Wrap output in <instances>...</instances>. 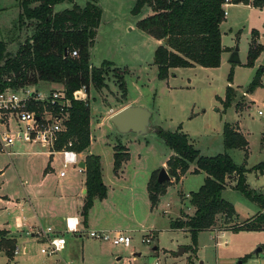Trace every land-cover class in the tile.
<instances>
[{"label":"rangeland","instance_id":"374dc122","mask_svg":"<svg viewBox=\"0 0 264 264\" xmlns=\"http://www.w3.org/2000/svg\"><path fill=\"white\" fill-rule=\"evenodd\" d=\"M99 1L103 3L108 14L113 9H119L125 13L127 11L131 22L145 18L151 11L148 7H143L138 15H133L132 1ZM86 2L88 0H74V4L80 7H83ZM15 3L16 0H0V41H3L7 49L11 51H16L15 44L24 40V37L31 32L28 26L29 21H26L22 27L18 26L19 13ZM64 4L72 5L67 2ZM224 8L226 15L219 24L221 43L237 49V59L240 62L231 64L227 61L225 54H222L217 68L199 66L176 68L164 81L158 80L157 67L152 63L158 43L151 36L144 35L136 28V24L130 32L129 30L115 32L116 34L112 36L103 34L101 41L97 42L99 52L94 53L91 63L96 66L98 59H104L125 71L123 81L126 85V100L121 99L117 73L113 72L112 68L106 69L107 73L103 79L104 88L95 90L90 87L82 95L86 102L89 101L91 149L106 155L103 150L107 153L110 150L107 148L111 146L113 151L117 143L126 145V139L143 140L140 149L136 143H127V147L133 156L141 155L142 165L152 166V164L163 162L171 152L155 131L158 127H154L153 123L160 125L164 131H172L181 125L182 132L190 134V142L202 155L223 153V125L237 124L240 132L244 134L246 149L249 151L248 157H245L243 149H232L227 153L235 165L246 167L245 181L249 188L260 189L264 193V171L260 173L255 170L258 162L264 160V149L261 147V136L264 135V50L252 66L247 65L246 58L251 44L264 46V4L261 7L231 4ZM253 32H255L254 35ZM252 36L253 42H251ZM115 38L122 45L124 52L126 48L133 47L128 50V54L125 52L128 55L125 61L122 59L121 50L115 44ZM258 69H261L258 85L251 93H248L247 88L254 81ZM53 86L43 84L41 88H61ZM227 86L232 88L235 97L234 103L224 109L217 97L224 99ZM132 99L137 103H145L149 110L153 111V122L147 135L119 134L108 130L105 126L98 127V123H101L102 117L109 108L115 111L123 101ZM258 111L262 114L257 113ZM262 139L264 141V136ZM17 150L19 154L13 153L9 156L0 152V172L2 171L0 229L15 228L16 230L14 235L10 232L0 235V240L11 241L7 245L2 243L0 264H126V258L132 259V264L153 263L155 259H158L159 264H229L236 256H240L239 254L244 251L254 252L264 243L263 232L259 234L230 233L225 237H218V240H214L209 233H203L197 240L196 253H191L192 240L189 234L170 228L171 220H174L180 212L182 215L185 214L182 212L188 213L191 209L189 198L182 201L179 196L182 189L183 195L197 190L195 185L199 177L189 174L183 185L176 183L170 185L166 193L159 198L158 206L153 209L150 205H143L140 199L142 193L139 190L137 201L129 206L123 194L110 193L108 203L110 205L115 203L116 212H99L98 223L101 227L114 228L117 231L129 225L135 230L129 233L133 241L130 248L115 247L110 242L82 239L65 233L62 236L66 238V249L57 254L43 255L40 253L43 247L40 240L26 234L33 216V209L28 198L41 193L40 190L47 182L52 186L60 184L62 156L54 155L50 168L45 170L47 156L49 157L46 155V147L17 144L11 151ZM69 169L70 167L66 168L64 172ZM234 184L235 180L231 179L222 193V198L234 205L238 219L241 221L256 213L258 208L255 203L238 193L234 189ZM166 204L170 205V208L163 214ZM41 227L46 229L45 226L41 225ZM145 236L151 237V243H142L141 238ZM90 241L98 244H90ZM83 243H85L84 248H82ZM87 244L92 248L87 247ZM254 244L257 246L251 248ZM15 246L20 248L17 254H13ZM25 247L28 248V253H24ZM8 248H10L8 250L10 255L6 254ZM181 249H184V252L179 254ZM88 253L92 255L91 260H88ZM131 253L135 256L131 257ZM119 256L121 260L116 262L115 259Z\"/></svg>","mask_w":264,"mask_h":264},{"label":"trees","instance_id":"16d2710c","mask_svg":"<svg viewBox=\"0 0 264 264\" xmlns=\"http://www.w3.org/2000/svg\"><path fill=\"white\" fill-rule=\"evenodd\" d=\"M60 2L72 4V7L56 13L53 8ZM133 2L131 8L133 15H138L143 7L151 10L148 17L136 22V28L157 41L163 42L166 39V43L156 47L153 55L152 63L157 67L158 80H166L170 69L219 67L220 57L224 51L219 24L224 20L225 0H133ZM228 3L261 7L264 0H228ZM19 6L21 14L18 26L22 27L29 21L28 26L32 32L22 42L16 43V51L8 50L7 45L0 41V91L7 87L22 88L27 85L48 84L62 87L66 97L72 102L68 109L65 130L56 143L55 150H60L64 143L71 140L72 149L76 153L83 152L88 149L91 141V118L88 102L76 99L81 88L85 87L87 90L93 87L95 90H101L105 87L103 79L107 73L106 69L112 68L113 72L117 73L121 99L126 100V85L123 81L125 71L108 61H103L99 67L89 64L90 49L95 40L102 11L95 1H88L85 6L80 7L74 4V0H21ZM263 50V45L251 44L246 57L247 65L252 66ZM73 51L77 53L75 58L71 57ZM259 72L261 69L257 70L254 81L247 88L248 93L258 85ZM228 79L231 80L230 77ZM224 97L222 104L226 109L231 106L235 97L230 86L226 87ZM180 130L178 128L173 132L162 129L156 131L173 154L166 161L171 180L158 183L157 176L160 170H156L152 172L147 183L151 209L157 206L159 198L166 193L170 185L178 183L180 178L188 173L189 164L193 163L195 165L193 174H206L201 187L189 193L188 201L194 212L189 216L182 214L170 221V228L184 230L189 234L192 240L191 253H196L197 235L200 232L214 228L234 233L264 231V194L246 185V168L243 165H235L227 153V150L243 149L247 157L245 137L241 132H237L236 125L230 123L223 125L222 143L225 151L214 156H202L191 144L188 135ZM113 153V171L117 175L121 164L129 159V153L121 143L113 147ZM84 166L86 194L81 216L85 222L93 201L104 199L107 189L102 181L100 157L86 156ZM255 170L264 171V161L259 162ZM232 178L235 180V190L260 209L254 217L241 223L236 221L234 205L222 198V193ZM179 196L185 199L182 193ZM5 233L0 231V235ZM10 242L0 240V248L2 243L7 245ZM261 248L264 250V244ZM8 250L10 248L6 250V254H9ZM248 258L250 256H244L240 260L241 264Z\"/></svg>","mask_w":264,"mask_h":264},{"label":"crops","instance_id":"0c3cea01","mask_svg":"<svg viewBox=\"0 0 264 264\" xmlns=\"http://www.w3.org/2000/svg\"><path fill=\"white\" fill-rule=\"evenodd\" d=\"M20 1L21 0H16V3H15V7L19 13V16L21 14V9L19 6ZM88 1L97 2V4L99 5V7L102 11L101 20H100V23L97 27V33L95 36V40H94L92 48L90 49V54H89V64L93 67H99V66H101V63L103 61H106V60L98 59L96 66L92 65L91 60H92L94 53L96 51L99 52V47H98L97 42L101 41L100 39L102 38L103 34H108V35L112 36L113 34H116L115 32H121V31H127V30H129V32H130V30H132L134 28V24H136V22L140 19H137V20H134L133 22H131L127 11L125 13L123 11H119V9H113V10H111V13L108 14L105 11V9L103 7V3L101 1H99V0H88ZM127 1L133 2V0H127ZM115 4H117V3H115ZM133 4H134V2H133ZM228 5H231V4L228 3L224 7H226ZM232 5H234V4H232ZM245 6L248 7L251 5L248 4ZM32 7H33V5H32ZM70 7H72V5L71 6L65 5L64 2H60L54 6L53 11L56 13H59V11H62V10L68 9V8L70 9ZM150 14H151V11H150V13H148V15H150ZM148 15L146 17H148ZM26 28H28V26H26ZM29 28L31 29V27H29ZM31 32H30V34H31ZM30 34H27L26 36H29ZM144 35H146V34H144ZM252 40H253V36H252L251 41ZM22 41H18V42H22ZM114 41H115L117 48L120 49L122 52V59L124 61L127 60V58H128L127 54L129 53L128 50H131V48H133V47L131 46L130 48L129 47L126 48V50H125V52H127V54H126L124 52L122 45L120 43H118V41H116V38L114 39ZM157 43L159 46V44H161L163 42L157 41ZM15 47H16V44H15ZM222 47L224 48V51L222 52V54H225L227 61H229L231 64H238L240 62L237 59V52H238L237 49L235 50L233 47H227L223 43H222ZM233 59H235L237 62H233ZM113 65H115V64L113 63ZM120 65H122V64H120ZM175 69H170L169 74L172 71H175ZM53 87H60V86L54 85ZM217 100L222 102L224 99L217 97ZM232 103H234V102L232 101ZM88 104H89V101H88ZM137 104H138V107H143V108H146L147 110H149V108L147 107V105L145 103H137L133 99L129 100V101H125V102L123 101L115 111L111 108H109L107 110L105 116L102 117L103 119H102L101 123H98L99 124L98 127H100L102 125V126H105L108 130L114 132L115 129L113 128V126L109 122L110 118H111L110 116H112L113 114H115V112H117L121 109H124L126 107L137 106ZM235 109L237 111L236 106H235ZM149 112H150V116H151V122H153L152 121V119H153L152 112L153 111L149 110ZM153 125H154V127L155 126L158 127L157 129H161L160 125H158L156 123L155 124L153 123ZM233 125H236L237 132L240 133L239 125H237V124H233ZM178 128L181 129V125H178L177 127H175V129H173L171 132L175 131ZM157 129H155V131H157ZM180 131L182 132V130H180ZM182 133L188 135L189 140H190V134L188 132H182ZM90 136H91V120H90ZM263 136L264 135L261 136V147L264 149V141L262 139ZM91 141H92V136H91ZM91 141H90V145H89L87 150L80 152V153H76V154H78L77 158H78L79 165H80L81 163L84 164V160H85L86 156H88V155H94V156L100 157V171L102 173V181H103L105 188L107 189L106 197L104 199H101V200L95 199L93 201V204L91 206L92 208L89 210L87 219L84 222L83 218L81 216V212H82V208H83L82 205L84 203V198H85V194H86V189H85L86 174L84 172L85 166L83 168L79 167L80 170L77 168L70 167L69 171H67V172L65 171V175L63 177L59 176V178L61 180L59 185L52 186V185H50V183L47 182L45 184V186H43L42 189L40 190L41 193L36 194L32 198L31 197L28 198L29 204H30L31 208L33 209V216H31V219H30L31 224L28 227V232L26 233L27 235L30 234L31 231H33L37 228H42L41 225L45 226L46 228L51 227L52 229H54L57 232H62V231H64V228H65L64 220H65V218H68V217H77L79 219V221L81 222V225H82L81 231H83V230H90V231L102 230V231L109 232L113 235L118 234L120 232V233H124L128 236H130L129 235L130 232L135 231L132 228H130L129 225L124 226L123 230L118 229V231H117V229H114V228L113 229L112 228L107 229L106 227H101V225L98 223L99 220L97 218V214L99 212H104V213L116 212L115 203H111V205L108 203V197H109L110 193H117L118 192V194H123L122 196H125L126 201L128 200L127 202H128V206H129L131 204H134L135 201H137V199H138L137 194H138V190H139L142 193V198H140V199H142L143 205H145V206L150 205L149 200H148L147 188H146L147 183H148L153 171L165 169L166 172L168 173V169L166 168V161L173 154V152L170 150L171 152L169 153V156H167V158H165V160L161 163H155V164H152V166H144L141 164V155L137 154V155L133 156L132 152L127 147V143H130V144L136 143L137 146L139 147L138 149H140L141 143H142L141 141H143V140H139V139H135V138L126 139V142H125L126 145L124 144L123 146H125V148L127 149V153H129V159L121 164L117 175H115L114 171H113L114 153L112 151L111 146L107 148V149L110 148V150L107 153L105 150H103L104 153L106 154V155H103L101 152H99V151L95 152L93 149H91ZM27 145H29V144H27ZM22 146H25V145H22ZM46 149H47V147H46ZM222 150H223V144H222ZM13 153L19 154L20 152H19V150H17V151H13ZM200 154H201V152H200ZM217 154H221V153H217ZM248 154H249V151L247 149V157H248ZM46 155H49V157L47 156L48 161H47V166H46L45 170L50 168V163L53 162V156L54 155L61 156L60 154H58L56 152L50 153L48 151V149L46 150ZM202 156H214V154L211 155V154L206 153L205 155H202ZM104 158H105V160H104ZM60 164L62 166V159L60 161ZM160 167H162V168L160 169ZM67 168H69V167H67ZM194 168H195V165L193 163L189 164L188 173L186 175H184L183 177H181L180 180L178 181V183H176V184L183 185L186 177H188L189 174H193L192 171L194 170ZM62 170L63 169H61V171ZM246 171H247V169H246ZM68 172H69V174H68ZM261 172H263V171H260V173ZM1 173H2V171H1ZM194 176L199 177V180L196 179L197 180L196 181L197 186L195 185V189L198 190L201 187V185L203 184L204 179L206 178V174L197 173V174H194ZM245 183H246V181H245ZM196 187H198V188H196ZM197 190H195V191H197ZM195 191H190V192H195ZM255 191L261 192L262 194H264L262 192V190H260V189L255 190ZM181 193H183V189H182ZM184 196H185V199L189 198V194L188 195L185 194ZM181 200L183 201V199H181ZM166 205L167 206H166V209L163 211V214H165L167 209L170 208V205H168V204H166ZM150 207H151V205H150ZM96 208H98V209H96ZM257 208H258V211L256 213H254L253 215H251L249 217H245L241 221L238 219L239 216L237 215L236 221L241 223L243 220L254 217L260 211L258 206H257ZM96 210H97V212H96ZM189 210L190 211H188V213H186V212H182V213H185V215H188V216L192 215L194 212V208L191 206V209H189ZM131 214H132V212H131ZM180 216H181V212L179 213V215H177L176 218H178ZM0 231L10 232L13 235L16 232L15 228H12L11 230L0 229ZM181 231H184V230H181ZM243 232L256 233V234H259L260 232L264 233V231H260V232L243 231ZM243 232H238L236 234H241ZM203 233L204 234L209 233V235L213 236L214 240H218L217 239L218 237H225V235L230 234V233H234V232H231L229 230L223 231V230H219L218 228H214L212 230H207L206 232L198 233L197 240L199 238V235L203 234ZM73 236H75V235H73ZM76 237H78V236H76ZM83 238L88 239L85 237H83ZM86 241H88V240H86ZM65 243H66V238H65ZM91 243L98 244L97 242H94V241H90V244ZM217 244H219V243H217ZM263 244L259 245L260 249H261V246ZM66 245H67V243H66ZM66 245H65V249H66ZM84 246H85V243L82 244V248H84ZM255 246H257V245L256 244L251 245V248H254ZM87 247L92 248V246L88 245V244H87ZM154 248L156 249V246ZM23 251H24V253H28V248L25 247ZM244 252L239 254L240 256H236L235 259L231 260V262L229 264H241L240 260L244 256H250V258H248L243 264H264V250L261 249V252H259V253L255 252V251L250 252V253L246 252V251H244ZM138 255H140V253H138ZM83 256L85 257V254H83ZM83 256H82V258H83ZM91 258H92V255H90L88 253V260H91ZM119 260H118V258L115 259L116 262H119ZM81 261H84V260H81Z\"/></svg>","mask_w":264,"mask_h":264},{"label":"built area","instance_id":"2783aa9c","mask_svg":"<svg viewBox=\"0 0 264 264\" xmlns=\"http://www.w3.org/2000/svg\"><path fill=\"white\" fill-rule=\"evenodd\" d=\"M226 4L228 0H225L224 6ZM71 57H77L76 51L71 53ZM85 92L86 88H81L76 99L84 100L82 95ZM71 102L62 87L42 89L40 85H27L22 88L7 87L0 91V152L9 156L17 144L46 146L50 153L56 152L62 156L63 170L59 173L60 177L65 175L64 170L67 167L79 169L78 154L72 149L71 140L64 143L60 150H55L56 143L65 130ZM257 113L262 114L261 111ZM64 225L62 232H57L51 227L31 231L30 235L43 244L40 249L41 254L48 256L63 251L66 243L62 234L65 233L98 242H110L115 247L130 248L133 242L130 236L120 232L113 235L102 230L81 231L82 225L77 217L65 218ZM141 241L149 244L151 237L145 236L141 238ZM19 250L20 248L15 246L13 254H17ZM130 256L133 257L135 254L131 253ZM119 259L121 260V256L118 257ZM126 260V264H132V259L126 258ZM140 264H159V261L155 259L153 263L141 262Z\"/></svg>","mask_w":264,"mask_h":264},{"label":"water","instance_id":"95a60500","mask_svg":"<svg viewBox=\"0 0 264 264\" xmlns=\"http://www.w3.org/2000/svg\"><path fill=\"white\" fill-rule=\"evenodd\" d=\"M181 1V0H179ZM163 43H166V39L163 40ZM233 62H237L233 59ZM110 124L113 126L115 131L119 134H128L134 133L138 136H145L150 130L151 126V116L150 112L143 107H126L121 109L112 116H110ZM80 168L84 167V164L79 165ZM169 175L165 169H161L157 176V182L163 183L169 181ZM184 252V249L179 250V254ZM255 252H261V249L258 248Z\"/></svg>","mask_w":264,"mask_h":264}]
</instances>
